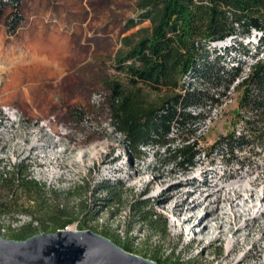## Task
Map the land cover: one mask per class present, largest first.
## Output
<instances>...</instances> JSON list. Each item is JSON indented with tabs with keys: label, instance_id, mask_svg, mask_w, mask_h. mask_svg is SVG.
Here are the masks:
<instances>
[{
	"label": "rangeland",
	"instance_id": "rangeland-1",
	"mask_svg": "<svg viewBox=\"0 0 264 264\" xmlns=\"http://www.w3.org/2000/svg\"><path fill=\"white\" fill-rule=\"evenodd\" d=\"M138 3L0 0V172L10 178L21 164V171L29 167V175L43 187L38 203L20 192L9 196L0 182V236L26 240L54 233L42 204L58 221L73 220L70 230H91L159 264H264V141L255 142L253 151H237L236 157L223 146L214 149L227 134L243 129L237 117L242 93L235 89L238 80L225 92L224 82L217 88V82L213 85L204 76L185 78L186 86L192 82L210 89L219 99L202 112V155L188 171L152 148L136 164L111 126L106 83L126 82L117 71V58L130 51L124 39L136 41L140 30L151 26L146 21L129 27L140 20ZM16 13L21 21L11 29ZM260 36L254 31L238 37V43L228 39L213 44L210 51L222 55L224 48L234 46L221 64L227 70L240 64L243 74H250L257 56L264 58ZM212 73L227 78L219 65ZM144 94L157 102L165 93L145 88ZM173 134L179 141L190 134V127H175ZM237 188L242 198L234 203ZM251 189L261 196L246 211L253 205L243 201ZM9 210L14 215L3 214ZM23 210L32 211L37 220L19 212ZM153 213L161 217L152 226L148 218ZM205 214H210L213 229L195 234L194 225ZM191 216L193 221L185 224Z\"/></svg>",
	"mask_w": 264,
	"mask_h": 264
},
{
	"label": "trees",
	"instance_id": "trees-1",
	"mask_svg": "<svg viewBox=\"0 0 264 264\" xmlns=\"http://www.w3.org/2000/svg\"><path fill=\"white\" fill-rule=\"evenodd\" d=\"M138 7L142 12L140 20L132 21L129 27L146 21L151 26L141 29L142 36L136 41L131 37L124 39L130 51L117 58V71L125 75L126 82L111 80L106 83L111 93L108 100L111 126L124 138L136 164L147 157L146 149L152 148L157 150V156L162 150L174 165L188 171L197 165L202 155L199 148L202 112L208 106L218 104L219 99L215 97L216 93L210 94V89L200 88L192 82L186 86L185 78L204 76L213 85L217 82V88L224 82L225 92L234 87L243 74V67L238 64L227 70L221 63L228 61L235 47L224 48L221 55L216 50L211 52L210 46L228 39L238 43V37H249L254 31L261 33L258 48L262 46L264 0H139ZM20 21L16 13L10 23L11 29ZM249 55L248 51L244 52V56ZM216 65L220 66L224 76L227 75L225 80L220 74L213 75ZM145 88L165 94L160 95L159 101L150 102L144 94ZM235 89L242 90L237 117L243 129L227 134L214 147L223 146L232 157H236L237 151H253L257 147L255 142L264 141V58L257 56L251 65V73ZM188 126L190 134L178 141L173 129ZM21 169L23 165H16L14 170L17 171H13L10 178H3L0 172V182L5 184L9 196L14 198L20 192L28 197V201L40 203L36 196L43 187L29 175V167ZM3 206L7 207L9 203ZM40 206L44 219L55 225V232L65 230L73 223L68 219L58 221L52 210ZM14 212L9 210L3 214L14 215ZM19 212L37 220L30 210ZM160 217L153 213L148 220L153 226ZM166 224L165 220L164 226ZM124 249L130 251L128 247Z\"/></svg>",
	"mask_w": 264,
	"mask_h": 264
},
{
	"label": "water",
	"instance_id": "water-1",
	"mask_svg": "<svg viewBox=\"0 0 264 264\" xmlns=\"http://www.w3.org/2000/svg\"><path fill=\"white\" fill-rule=\"evenodd\" d=\"M226 42V41H225ZM0 264H159L91 230H58L26 240L0 236Z\"/></svg>",
	"mask_w": 264,
	"mask_h": 264
},
{
	"label": "bare ground",
	"instance_id": "bare-ground-1",
	"mask_svg": "<svg viewBox=\"0 0 264 264\" xmlns=\"http://www.w3.org/2000/svg\"><path fill=\"white\" fill-rule=\"evenodd\" d=\"M216 45H218V43H217ZM35 147H36V146H35ZM204 186H207V184H204ZM253 186L256 187L255 184H254ZM252 188H253V187H252ZM220 191H221V190L215 192V194H219ZM235 194H236V198H235V200H234V203H236L238 200H240V199L242 198V194H241V192H240V188H237V189H236ZM259 194H260V191H256V190H252V189H251V192H250L248 198L245 199V200H243L244 203L252 202V204H253V203L255 202L254 199H255L257 196H261V194H260V195H259ZM211 196H212V195H209L207 198H210ZM260 203H261V205L263 206V203H264V193H263L262 196H261V201H260ZM197 205H200V204H197ZM256 206H257L256 204H253V205L250 206L246 211H250L252 208H254V207H256ZM263 213H264V212H263ZM209 215H210V214H205V215L201 218V223H200V225H198V224L194 225V228H195V229H198L197 232H195V234H204V233L209 232V231H211V230L213 229V227L211 226V224H210V223L208 222V220H207ZM236 218H237V217H236ZM193 219H194L193 216L187 218L185 224H186V223H191V222L193 221ZM175 224L177 225L176 222H175ZM183 225H184L183 223H179L178 226H183ZM201 226H203V227H201ZM222 228H223V226L219 227V229H222ZM72 231H73V230H72ZM223 231H224V230H222L221 232H223ZM236 233H238V231H237ZM236 233H235V235H236ZM231 246H232V249H234L233 247H235V243H234V245H231V243H230V248H231ZM232 251H233V250H230V252H232Z\"/></svg>",
	"mask_w": 264,
	"mask_h": 264
},
{
	"label": "built area",
	"instance_id": "built-area-1",
	"mask_svg": "<svg viewBox=\"0 0 264 264\" xmlns=\"http://www.w3.org/2000/svg\"><path fill=\"white\" fill-rule=\"evenodd\" d=\"M248 75H249V73L243 74V76L240 79H238L237 82L239 83V82L243 81L244 79H246L248 77ZM66 230H70V229L68 228Z\"/></svg>",
	"mask_w": 264,
	"mask_h": 264
}]
</instances>
